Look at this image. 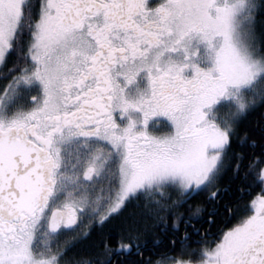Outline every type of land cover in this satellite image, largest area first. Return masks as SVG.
<instances>
[{
    "label": "snow or ice",
    "instance_id": "obj_1",
    "mask_svg": "<svg viewBox=\"0 0 264 264\" xmlns=\"http://www.w3.org/2000/svg\"><path fill=\"white\" fill-rule=\"evenodd\" d=\"M0 264H264V0H0Z\"/></svg>",
    "mask_w": 264,
    "mask_h": 264
},
{
    "label": "trees",
    "instance_id": "obj_2",
    "mask_svg": "<svg viewBox=\"0 0 264 264\" xmlns=\"http://www.w3.org/2000/svg\"><path fill=\"white\" fill-rule=\"evenodd\" d=\"M253 119H255V117H253Z\"/></svg>",
    "mask_w": 264,
    "mask_h": 264
}]
</instances>
